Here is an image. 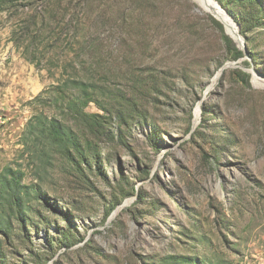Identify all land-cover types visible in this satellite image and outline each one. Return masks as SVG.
Segmentation results:
<instances>
[{
	"label": "rangeland",
	"instance_id": "374dc122",
	"mask_svg": "<svg viewBox=\"0 0 264 264\" xmlns=\"http://www.w3.org/2000/svg\"><path fill=\"white\" fill-rule=\"evenodd\" d=\"M251 7L244 29L229 7L244 44L232 59L234 32L194 0H0V172L21 174L29 217L0 233L2 264H264V9ZM230 61L242 68L212 81ZM76 96L100 115L95 135L67 111ZM52 118L90 138L82 173L50 151Z\"/></svg>",
	"mask_w": 264,
	"mask_h": 264
},
{
	"label": "trees",
	"instance_id": "16d2710c",
	"mask_svg": "<svg viewBox=\"0 0 264 264\" xmlns=\"http://www.w3.org/2000/svg\"><path fill=\"white\" fill-rule=\"evenodd\" d=\"M251 1V3H249ZM262 0H231V4L228 2L223 4L230 13L229 7L241 9V17L239 22L241 23L242 29L246 24V21L250 19V14L253 15V10L251 5L254 4L257 9V13L264 9L261 7ZM237 11V10H236ZM222 23V22H221ZM250 25H253V22H250ZM225 26V24H224ZM226 29V26H225ZM227 31V29H226ZM244 34V31L242 32ZM224 44L231 53L232 59H237L243 56V51L236 46L233 40L229 36H224ZM235 74L237 80L249 84L248 73L242 69H235ZM88 100L83 97L76 96L72 99H69L66 103L67 111L70 112L73 118L79 123L86 126L88 131L95 135L99 130L100 115L97 113H88L84 110V106L87 104ZM42 129L48 137V140L51 143L50 151L55 152L54 147H57V151L60 152L65 160V169L69 171H77L82 173L86 166L90 164V153L87 151V148L91 144V140L88 136H81L76 133L72 127L67 126L66 124H61L57 119L52 118L49 123L42 125ZM94 158L93 156H91ZM21 174L15 172L13 169L8 168L0 172V233L7 237L9 240L10 235L14 234L16 228L20 225L27 223L26 212V200H24V193H26L25 188L27 186L21 183ZM39 192V191H38ZM48 200V198L46 197ZM18 223V224H17ZM69 227L64 228L61 233L63 238H69L71 236V231L74 226L70 221L68 223ZM72 226V227H71ZM52 238V236H51ZM5 239V238H4ZM55 239L51 240V244ZM2 238L0 237V264H2V259L4 258L2 252ZM187 258V257H186ZM186 261V259H183ZM184 264H197L194 262L184 263Z\"/></svg>",
	"mask_w": 264,
	"mask_h": 264
},
{
	"label": "bare ground",
	"instance_id": "6f19581e",
	"mask_svg": "<svg viewBox=\"0 0 264 264\" xmlns=\"http://www.w3.org/2000/svg\"><path fill=\"white\" fill-rule=\"evenodd\" d=\"M197 1L199 4H201L203 7H205L208 10H211L213 12H216L222 19H220L217 15L213 14L222 24L231 30V32H234L235 35L230 34V36L235 39L237 43H239L240 36L237 31V27L234 25L231 18L224 12L223 9L219 7V5L214 0H194ZM255 85H259V83L254 79ZM263 83V82H262Z\"/></svg>",
	"mask_w": 264,
	"mask_h": 264
},
{
	"label": "water",
	"instance_id": "95a60500",
	"mask_svg": "<svg viewBox=\"0 0 264 264\" xmlns=\"http://www.w3.org/2000/svg\"><path fill=\"white\" fill-rule=\"evenodd\" d=\"M218 5H219V7L221 8V9H223L224 10V12L231 18V20L235 23V25H236V27H237V31H238V34H239V36H240V42L239 43H237L236 41H235V39H233L230 35V38L233 40V42L235 43V44H237L236 46L238 47V48H241V46H243L244 44H243V42H242V37H241V35H240V32H239V23L237 22V21H234V16H233V14L232 13H230L226 8H222L221 7V4H219L218 2H217V0H214ZM227 67H241V65L239 64V62L238 61H230V62H226V63H224L220 68H219V70L217 71V73L215 74V76H214V78H213V80L212 81H214L223 71H224V69L225 68H227ZM242 68V67H241ZM212 84V83H211ZM124 204H122V205H120V206H118L116 209H115V211L111 214V216H110V218H109V220L117 213V211L123 206Z\"/></svg>",
	"mask_w": 264,
	"mask_h": 264
}]
</instances>
